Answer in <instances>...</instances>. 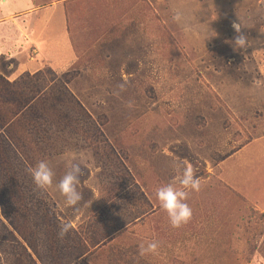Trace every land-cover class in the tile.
<instances>
[{"label":"rangeland","instance_id":"rangeland-1","mask_svg":"<svg viewBox=\"0 0 264 264\" xmlns=\"http://www.w3.org/2000/svg\"><path fill=\"white\" fill-rule=\"evenodd\" d=\"M62 2L58 32L0 0V264H264V45L227 42L234 21L264 38V0ZM187 164L202 188L173 228L155 190Z\"/></svg>","mask_w":264,"mask_h":264},{"label":"clouds","instance_id":"clouds-1","mask_svg":"<svg viewBox=\"0 0 264 264\" xmlns=\"http://www.w3.org/2000/svg\"><path fill=\"white\" fill-rule=\"evenodd\" d=\"M179 19V16L175 17ZM232 28L235 36L231 41L234 50L240 51L242 54L254 44L264 45V38L258 37L255 41L251 40L243 31L240 22H233ZM261 37H264V30H259ZM121 91L125 90V84L119 85ZM32 176L33 182L37 188L47 190L53 186L55 173L49 166L46 160H40L35 167L28 169ZM196 169L193 165L187 164L179 177L178 186L175 182L163 184L156 188L155 195L159 202L161 209L167 214L169 222L173 228H180L190 222L192 219V208L187 203L192 192L199 193L202 188L201 180L196 176ZM82 175V169L79 164L71 165L67 171L56 184V188L60 194L65 198L67 206L74 207L82 199V194L77 190L79 184V177ZM71 224L66 223L62 225L59 236L64 238L71 229ZM159 242L152 241L145 246H139V254L144 256L148 253L158 254Z\"/></svg>","mask_w":264,"mask_h":264},{"label":"crops","instance_id":"crops-1","mask_svg":"<svg viewBox=\"0 0 264 264\" xmlns=\"http://www.w3.org/2000/svg\"><path fill=\"white\" fill-rule=\"evenodd\" d=\"M2 1L7 2V0H2ZM62 1L66 2L67 0L54 1L51 5H49V7H45V6H40V5L37 6L34 0H24L25 7L21 11H18L16 13L7 14L3 18L9 19L12 16H15L17 14H25L26 16H36V15H40V13H44L45 15L47 13H50V14L52 13L51 16H55L57 20L55 21L54 24L50 26L54 27V29H56L59 32V30H62V25L60 21V18H62V15H63V11H61ZM66 12H68V9L65 10V13ZM41 26L43 27L44 24H41ZM39 31H41L40 26L35 29V32H39Z\"/></svg>","mask_w":264,"mask_h":264}]
</instances>
